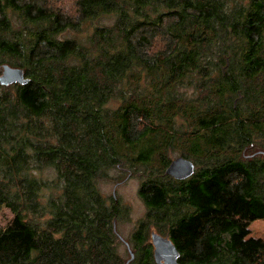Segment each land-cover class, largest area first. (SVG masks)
<instances>
[{"label":"trees","instance_id":"1","mask_svg":"<svg viewBox=\"0 0 264 264\" xmlns=\"http://www.w3.org/2000/svg\"><path fill=\"white\" fill-rule=\"evenodd\" d=\"M73 8L0 0V66L28 80L0 86V209L13 216L0 264H123L125 210L98 184L137 165L158 169L139 186L129 264H154L151 224L178 264H264V236L247 237L264 219V0ZM174 153L190 178L165 175Z\"/></svg>","mask_w":264,"mask_h":264},{"label":"rangeland","instance_id":"2","mask_svg":"<svg viewBox=\"0 0 264 264\" xmlns=\"http://www.w3.org/2000/svg\"><path fill=\"white\" fill-rule=\"evenodd\" d=\"M52 5L59 8L62 12L69 16H74V0H51ZM3 65L0 66V69ZM8 66V65H7ZM186 97H193L195 98V93L193 89L189 88L183 91ZM177 153H174L173 159H176ZM171 160V161H172ZM158 169L154 166L142 167V166H135L132 171L130 172L131 175L126 177L127 173L124 171L114 170L110 172L111 179L115 180L100 182L98 184L100 191L106 197H113L115 198L120 208L124 209V213L121 217L118 218L116 229L122 239L125 241L130 242L131 234L138 230V224L140 221L143 220L146 214V208L139 198L138 190L141 184V181L144 180L145 174L151 173V171ZM113 194V195H112ZM12 214L9 212L8 209L2 207L0 209V227L6 228L9 225V222L12 220ZM250 233L248 234V238H261L264 236V219L255 220L249 225ZM152 224L149 225L143 236L145 237V244H149L150 234L151 232H156ZM157 233V232H156ZM162 233V232H161ZM120 240V239H119ZM125 241V242H126ZM121 242V241H120ZM127 243V242H126ZM121 246L119 249V254L123 258V264L129 259V253L126 249V246L121 242ZM131 249H134L133 243H130ZM139 254H137V257ZM155 264V263H154Z\"/></svg>","mask_w":264,"mask_h":264},{"label":"water","instance_id":"3","mask_svg":"<svg viewBox=\"0 0 264 264\" xmlns=\"http://www.w3.org/2000/svg\"><path fill=\"white\" fill-rule=\"evenodd\" d=\"M28 82L24 78L23 71L16 68H11L7 65H3L0 69V86H10L12 84L24 85ZM194 172V165L191 161L178 157L173 159L167 168L165 169V175L178 181H183L190 178ZM129 251V259L125 264H129L134 254L129 250L127 244H125ZM154 259L156 264H178V252L175 247L166 240H155L154 242Z\"/></svg>","mask_w":264,"mask_h":264},{"label":"flooded vegetation","instance_id":"4","mask_svg":"<svg viewBox=\"0 0 264 264\" xmlns=\"http://www.w3.org/2000/svg\"><path fill=\"white\" fill-rule=\"evenodd\" d=\"M170 235L168 234V233H166V234H163V233H156V232H151V234H150V240H149V249L151 248V253H152V259H153V261H154V263H155V259H154V250H155V246H154V242H155V240H158V241H160V240H166V241H168L170 244H172V242H171V240H170ZM120 239V241L125 245V244H127V246L129 247V250L131 249L130 248V246H129V244L128 243H126L123 239H121V238H119ZM148 245V244H147ZM126 249H127V247H126ZM128 251V250H127ZM131 251V250H130ZM129 252V251H128ZM133 254H134V252H133V250L131 251ZM134 257H135V254H134ZM134 259V258H133ZM177 260H178V258H177ZM156 264V263H155Z\"/></svg>","mask_w":264,"mask_h":264}]
</instances>
